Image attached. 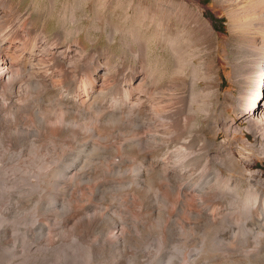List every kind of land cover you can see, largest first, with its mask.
<instances>
[{
  "label": "bare ground",
  "instance_id": "obj_1",
  "mask_svg": "<svg viewBox=\"0 0 264 264\" xmlns=\"http://www.w3.org/2000/svg\"><path fill=\"white\" fill-rule=\"evenodd\" d=\"M7 1L0 0L1 5H3V7L6 8L5 12H4L1 9L2 7H0V147H1V145H7V146H11V147L12 146H18L20 148L21 147L22 148L23 147H31V149L33 148L35 150V152H38V154H39L40 148H50L53 151V150L61 148V147L66 148L67 146H69L71 144H75L74 148H71L70 149L71 151L66 154L65 159L63 161H58L60 163H57L56 164L57 166H55V164L52 163V165L54 164L55 168H52L53 171L51 174V179H49L50 180L49 183H51V185H52L51 186L52 187V193H49V194H52V196L48 195V196H51V200H50L51 203L49 201L48 202L46 201V203H50L49 207L46 208V209H48L47 212L45 211V213H44L46 215L45 216L46 220H44V218H43V220H41L40 219L41 216L39 218V216H37L36 215L37 213L35 212L36 214H33L32 217L30 216L31 218L29 219V220H32V223H29V221H27V218H24V219L22 218L20 220L18 219V221H16L14 224L9 225L8 222H5V223L2 222L6 219L5 217L9 218L8 216H6L7 214L4 213L5 217H3V220H1V222L3 224L0 226V240L5 243L6 246H3V247H6V249H3V250L4 251L8 250V252L10 254L8 256L10 257L11 261L15 262L17 260V258H19V260H20V257L24 253L35 252V254H36L37 251L39 252V254H36L37 255L36 257L38 258V260H37V263H35V264H222L223 262H226L227 260H231L236 254L231 256L234 253L231 254V253L226 252L227 255H223L220 252L221 250L222 251L223 250H225V251L231 250V252H232V250H234V247H232L228 243L219 242V243H217V245H215L214 243H211V240H209V239H208V241H210V242H207V240H206V242L199 241V239H197L201 243H199V244L195 243L197 241L196 240L195 242L193 241L194 244L188 245L189 244V243L187 244L188 241H185L184 238L177 239L176 236H175L176 238H174V240L171 241V239L174 236L171 239H169L171 237L170 232L168 231V233H169L168 235L166 232H167V230L171 229V227H174L173 225L169 229H167L166 232H165L166 227H163V229L165 228L164 232L166 233V235L170 236L168 238L169 241H171L170 243L166 244L169 248L167 247L164 250V247L166 245L163 246L164 244L162 243L161 233L163 232V230L160 226H157V225L155 226V223H153L154 225L148 224V223L144 222V220L141 221V220H138V219H135L132 217H130L129 222H126V219H125V221H123V220H121V216L119 218L118 217L119 215L116 216L109 209L105 208L102 210V208H104V206L102 207V205L99 203L98 204L101 205L100 207L102 210L101 215H103V216L105 215L106 217H109V219L112 221V224H109L110 222L108 224L107 223L104 224L105 222L103 221L104 223H102L100 221L101 219L97 220L95 218V217H97V216H95L96 215L95 211H93L92 209L78 210V212L75 215L74 221L72 223H70V222H68L69 220H63L64 217L62 218V216H61L62 212H59L60 210L58 208H56V206H61V208L62 207L67 208L70 211V210H72V203L69 200L64 199V197L58 198L57 195L59 192H62L63 194H70L72 192V190L75 188H77V191H79V193L81 194L82 192H80L78 187L81 186L80 184H82L83 181L90 182V180H93V179L95 180V178H99L103 174L107 175V173L112 174L115 172H117V173L118 172H127L128 168H129L127 163L130 162V160L132 159V155L136 153V154L142 156L144 158V160L149 159L148 152L146 149H147L149 144L156 142L160 146V150H159L160 156L157 160H151V161L149 160L150 162L149 161L148 162H149L150 166L152 164V168L153 167H159L161 170L162 176L166 180H173L175 178L179 179V178L191 177V174L193 175L191 169H194V167H192L193 166L192 164H194V165L197 164L201 167V169H203V171L202 172L200 171L201 173H199L200 175L198 177L200 178V180L197 179L199 182L197 184L198 187L195 188L196 189L195 191H197L200 194L205 195V196L208 195L210 202L207 203L205 201V199H203L201 196V197L197 198L198 201L195 199L198 202V205H207V207L210 210H213L214 206H216V204H218L219 201H220L219 203H221V202L223 203L226 196L232 194L237 189V187L239 186V183H238L239 180H242V178H245V177H246L245 179L247 182L246 192L248 193L249 199L252 201L253 198L254 199H257L259 197L262 198V196H264V189L261 186V185H263V182H261L260 170L255 169V170L251 171L248 176H246L243 169H244V166L246 163H249V164L253 163V158H252L253 155H255V154L264 155V0H221V1H225L228 4L227 7L224 8L227 10V13H228V18H227L228 19L227 20L228 21V30L230 31V34L232 36H235V37L241 39V43L243 44V47H244L243 50L245 51L244 54H246V56L248 57V61H249L248 64H250L249 65L250 71H249V68L247 67L248 65L246 66V68H248L249 75L252 74V77L254 78V80L256 82V87L253 91L251 90L252 91L251 93L248 92V93H250V95L247 97V99H246V97H244L246 99V101L243 98L245 102L243 104H241V106H240L241 109L245 112V114H243L244 115L243 118H244V120L247 121V125L244 126L246 130H244L242 127H240V124L236 121V119L234 117H230L229 115H224V113L220 114V116H218L214 119L212 124H213V128H214L215 132L218 133L223 128V130H225V132H226L225 136L227 135V137H225L220 143H217L213 138L209 137L207 132L201 126V124L198 123L196 114L199 111L196 112L197 111L196 110L195 111L196 114H194L195 113L193 111L194 109L192 110V107L191 108L189 107V104H188L189 102L187 101V99L189 97L186 99L182 95L183 92L181 93V91H178V90L168 91V89H166V88H165V91L163 88V91L165 92V97L163 99V104H161L162 106H161V110H160L161 118H159V119H160L161 123L157 118H155L153 116L148 117V114H147L148 112H146L148 107L145 104V105H143V114H144L143 117L140 118V115H137L136 117L133 116L134 119L136 118L134 123H136V124L139 123V128H140V130L143 131L142 134L137 133L138 135L135 137H128L127 134L125 135V133L122 132L124 129L123 130L121 129L122 131L120 132L119 131L120 128H118V127L117 128L119 130H117V128L116 129L113 128V126L111 128V124L114 120L111 118V116H109V114L112 115V113H110V112L107 113L109 108L106 109L107 110L106 113L108 114V116L106 115V113L104 114L102 110H100V112L102 111V115L92 113V110L91 111L87 110V105H88L87 104L88 103L87 102V96L91 91H93V89L98 87V85L100 84V82L102 80V75L104 72L103 67H102L103 65H101L102 62L100 64V62H99L100 60L98 59L96 61L97 62L96 65L91 64L92 66L88 67L89 68L88 70H87V68L85 70V67H86L85 66V64H86L85 59L86 58L84 59L85 56L83 54H82L83 57L79 56V59L76 62L73 59L74 58L73 54L75 55L80 50L81 44H79V42H77V41L75 43L71 42V43H68L67 45L62 46V45L58 44L56 37L54 40H52V38H51V40H47L43 29L35 27L36 25L34 26L32 24L31 18L26 16V15L20 16V17L17 16V19L15 18V20H14L15 22L11 19L13 21V23H11L9 21L10 16L12 15L11 18H13L14 17L13 15H14L16 10H14L13 6H10V4L7 5ZM15 17H16V14H15ZM234 41L238 42L235 39H234ZM241 43H237V44L242 45ZM175 50H176V47H175ZM240 51H241V49H240ZM190 53L191 52H189V54ZM182 54L184 56V53H182ZM191 55H190V57H191ZM242 56H243V54H242ZM188 58H189V56H188ZM237 58H239V57H237ZM175 61H176V59H175ZM211 62L212 61L210 60L209 63H211ZM141 63L143 64L144 62L142 61ZM143 66H144V64H143ZM190 70H191V68H190ZM141 71H142V69H141ZM143 72H145V71H143ZM123 74H125V73H123ZM182 74H184V73H182ZM244 74H245V72H244ZM239 75H241V74H239ZM130 76H131V74H130ZM143 76H144V73H143ZM189 76H191V75H189ZM246 77H248V76H246ZM121 79H123V78H121ZM124 79H126V77ZM130 81H132V80H130ZM130 81H129V85H130ZM136 81H137V79H136ZM136 81H134V82H136ZM245 82H246V80H245ZM122 83H125V82H122ZM117 85H119V83L116 84V86ZM121 86H126V85H121ZM135 86H133V87H135ZM162 86H164V85H162ZM143 87H145V84ZM158 88H160V87H158ZM100 90H98V91H100ZM143 90H145V89H142V91ZM147 90H149V88ZM153 90H154V87H153ZM205 90H207V89H205ZM191 91L192 90H190V92ZM131 92H132V90H131ZM144 92H143V94H144ZM152 92L153 91H151V93ZM155 94H157V93H155ZM125 96H123L122 98H125ZM240 96L241 95H239V97ZM94 98H95V96H94ZM108 98H110V97H108ZM108 98H106V99L108 100ZM126 98H127V96H126ZM119 99L117 100L118 103L120 102ZM91 101H90V103H91ZM102 101H101V103H102ZM109 101H111V100L109 99ZM129 101H130V99H129ZM196 102H198V101H196ZM210 102H211V100H210ZM132 103L135 104V102H132ZM132 103H131V105L133 106ZM93 104H94V102H93ZM113 105H115V104H113ZM136 105H134V106H136ZM149 106H151V105L149 104ZM93 107H94V105H93ZM121 107L123 108V106H121ZM136 107H138V106H136ZM97 108L95 109V107H94L93 109H95V111H96V110H98ZM110 108L111 109H109V110L111 111L112 107H110ZM115 109H114V111H115ZM241 109H238V110L240 111ZM152 110L154 113L158 111V109L157 110L152 109ZM129 111H134V110H131V109L128 111L126 110V112H128V113H126V112L125 113L129 114L130 113ZM209 111L210 110H208V112ZM203 112H202V114H204ZM122 113L124 114V112H122ZM135 114H137V113H135ZM138 114H140V113H138ZM112 116H114V115H112ZM129 116H130V114H129ZM205 116H207V115H205ZM124 117H126V116L124 115ZM139 120H140V122H139ZM131 121H134V120H131ZM158 122L160 123V125H162L160 134L155 132V131H157ZM125 124L127 125V123H125ZM124 125H123V127H121V126L120 127L124 128ZM128 125H131V124L128 123ZM129 127L130 126H128V128ZM130 128H132V126ZM126 130H127V127H126ZM134 130H135L134 132H137L138 129L134 128ZM132 131L133 130H130L129 132H132ZM139 132H141V131H139ZM248 132H250V134H252L253 139L249 138V136L246 135ZM238 133H240L241 135L237 138L236 134H238ZM243 134H245L246 136ZM123 135H125V136H123ZM119 136H121V137H119ZM116 138H119V140H116ZM11 147H9V148H11ZM151 148H153V146ZM24 150H23V152H24ZM67 150L69 151V149H67ZM12 151L14 152V150H12ZM64 151H65V149H64ZM59 152L60 151L58 150L57 155H59ZM5 153H6V151H5ZM16 155H15V157H16ZM36 155L37 154H35V156ZM9 156H10V154H9ZM33 156H34V154H33ZM140 156H139V159H140ZM7 157H5L6 158L5 160H8V158H10L11 156L8 158ZM25 158H27V157H25ZM38 158H39V156H38ZM61 158H62V156H61ZM20 159L16 160V162L19 161ZM135 159H137V158H135ZM150 159H151V157H150ZM41 160H42V158H41ZM31 161H30V166L33 165V164H31ZM35 161H36V159H35ZM17 163H19V162H17ZM24 165H26V164H24ZM28 165H29V163H28ZM133 165H134V162H133ZM144 165H145V163H144ZM14 166H17V165L15 164ZM36 166H38V165H36ZM50 166H51V164H50ZM134 166H135L134 168H133V166H130V169L131 168L133 169L134 174L132 175V173H131V176L128 175V177H130L129 180L128 181L126 180L127 182H125L123 184H118V186L120 187V189H121V187H123L122 189H124L125 185L126 186L128 185V186H131L133 188L135 187L136 191L139 190L140 192L141 191H143V193L145 192V197H146L145 201L146 202L144 200H142V201H144L146 203V205L151 206V204H153L156 201L158 202V199L164 195V194L161 195L162 193L160 194V192H161L160 190H162V189L158 188L157 186L152 187L149 184L150 181H148L146 178L139 177L138 172L141 171L142 165H140L137 162V164ZM45 167H46V165H45ZM31 168H32V166H31ZM38 168H39V166H38ZM40 168H43V165H42V167L40 166ZM195 168H196V166H195ZM153 169H155V168H153ZM35 170H36V168H35ZM48 171H47V173H48ZM8 172H10V171L8 170ZM129 172H131V170ZM1 173H3V172H1ZM16 173H17V171H16ZM18 173H20V172H18ZM42 174L43 173L40 174V171H37V172H35L34 175L40 176ZM125 174H127V173H125ZM142 174H140V176H142ZM144 174H145V171H144ZM6 175H8V173ZM43 176H45V175H43ZM112 176H113V174H112ZM11 177H8L7 180H9V179L11 180ZM145 177H146V174H145ZM13 178H12V180H13ZM125 178L127 179V177H125ZM21 179L23 180V178H21ZM21 179H18V180H21ZM31 179H34V178H32V176H31ZM46 180H48V179L46 178ZM3 181H0V182H3ZM107 181H109V179ZM153 181H151V182H153ZM10 182L12 183V181H10ZM23 182H25V181H23ZM184 182H186V181H184ZM13 183H15V182H13ZM17 183H19V182L17 181ZM31 184H32V181H31ZM31 184H29V185H31ZM96 184H97V182H96ZM108 185L109 184H107V186ZM41 186H42V183H41ZM45 186H47V185H45ZM86 186H87V184H86ZM92 186H90V187H92ZM97 186H95V187L93 186V190L95 188H97ZM165 186H168V184H165ZM2 187H3L2 191L5 190L4 186H2ZM25 187H23V188H25ZM112 187H114V186H112ZM40 188L41 187H39V189ZM103 188H106V187H103ZM128 188L129 187H127V189ZM133 188H131V189H133ZM109 189L112 191V189L110 187H109ZM120 189H118V190H120ZM122 189H121V192H122ZM169 189L171 192V190H173V187L169 186ZM193 189H194V187H193ZM9 190H10V188H9ZM13 190H14V188H13ZM26 190H28L27 187H26ZM118 190H116V191H118ZM188 190H189V187L184 189L183 193H188ZM17 191L20 193L18 188H17ZM77 191H75V193ZM94 191H98V190H94ZM139 191H138V193H139ZM18 192H16V194ZM42 192H44V191H42ZM47 192H49V191H47ZM246 192L244 191V193H246ZM109 193L112 194L111 192H109ZM151 193H153V195H151ZM22 195H21V197H22ZM85 195H86V193H85ZM5 196H6V194H5ZM31 196H32V194H31ZM36 196H38V195H36ZM77 196H79V195H77ZM107 196H109V195H107ZM126 196H127V194H126ZM27 197H28V195H27ZM93 197H94V195H93ZM103 197L104 196H102V198ZM16 198L18 199L19 195L18 196L15 195V199ZM25 198H26V196H25ZM162 198H161V200H162ZM9 199L11 200V197ZM34 199H33V201H34ZM91 199H93V198H91ZM109 199H111L110 196H109ZM117 199L118 198H116V200ZM126 199H128V198H126ZM178 199H180V198H178ZM243 199L246 200V198H243ZM262 199H264V198H262ZM0 200L2 201V198H0ZM7 200H8V198H7ZM112 200H114V199L112 198ZM116 200H115V202H116ZM138 200H140V199H138ZM23 201L24 200H22L21 202H23ZM128 201H130V199ZM234 201H236V200H234ZM5 202H3V203H5ZM28 202L30 203V201H28ZM176 202H177L176 205L179 206L180 209H182V205H181L182 203L180 202V200H177ZM10 203L11 202H9V204ZM17 203H19V202H17ZM162 203H163V200H162ZM247 203H248V201H247ZM25 204H27V203H25ZM33 204H35V203H33ZM93 204H95V203H93ZM160 204H161V202H160ZM230 204H231V201H230ZM253 204H254V202H253ZM242 205H244V204H242ZM247 205L249 206V204H247ZM1 206H0V208L2 209L3 206L2 207ZM8 206H11V205H8ZM84 206H85V204H84ZM130 206H132V205H130ZM141 206H143V205L141 204ZM141 206H140V208H141ZM161 206H162V204H161ZM246 206L244 208H246ZM143 207H146V206L144 205ZM163 207H165V206H162V208ZM207 207H206V209H207ZM33 208H32V210H33ZM121 208H119V209H121ZM152 208H154V207H152ZM10 209H12V208H10ZM157 209H158L157 214H159L160 211L162 212V209H160V207L159 208L157 207ZM237 209H239V208H237ZM23 210H25V209H23ZM94 210H97V209L94 208ZM163 210H164V208H163ZM175 210L173 213L176 212ZM177 210H178V208H177ZM244 210H246V209H244ZM257 210H258V208H257ZM35 211H37V210H35ZM98 211H99V209H98ZM122 211H123V209H122ZM5 212H7V211H5ZM16 212H17V210H16ZM16 212H15V215H18L19 213L17 212L18 213L17 214ZM261 212H259V213H261ZM33 213H34V211H33ZM30 214L31 213H29V215ZM144 214H146V213H144ZM175 214H177V213H175ZM10 215H12V214H10ZM190 215L188 214V216H190ZM27 216L24 215V217H27ZM131 216H133V215H131ZM160 216H161V214H160ZM199 216H200V214H199ZM245 216H246V212H245ZM259 216H260V214H259ZM20 217L21 216L19 215V218ZM69 217H71V216L69 215ZM69 217H67V218H69ZM98 217H100V215ZM16 218H18V217L16 216ZM189 218H193V217H189ZM151 219H153V218H151ZM156 219H157V217H156ZM169 219H170V217H169ZM242 219H241V221H242ZM6 220L8 221L10 219H6ZM11 220H12V218H11ZM159 220L160 219L158 218L157 221H159ZM160 221H162V220H160ZM151 222H152V220H151ZM171 223L174 224L175 222L170 221V225H171ZM213 223L215 224V221H213ZM208 224H209V222H208ZM199 225H201V224H199ZM166 226H168V225H166ZM242 226L243 225L241 224V227ZM209 229H211V228H209ZM173 232L177 233L178 235L187 234V233H190V227L183 225V224L175 225ZM173 232L171 231V233H173ZM224 232L226 233V230H224ZM224 232L222 234L225 237ZM193 233H195V232L193 231ZM199 233H200V231H199ZM210 233H212V231ZM239 233H241V232H239ZM220 234H218V237H220V236L222 237V234L221 235ZM246 234H249L248 231L246 232ZM186 236H188V235H186ZM210 236L211 235H209L208 237H210ZM149 237H152L153 239L151 238V240H150ZM258 237L260 238V236H258ZM202 238H203V236H202ZM250 238H249V240H250ZM259 238L257 240H259ZM141 239H144V240L140 242ZM189 239H192V238H190V235H189ZM212 239H214V238H212ZM221 240L223 241L222 238H221ZM251 240H252V238H251ZM254 240L256 241L255 238H254ZM260 240H262V239H260ZM138 241H139V243H145L146 248L144 250H143V248H141L142 246H140V249H142V250H135L134 249V247H135L134 245H136ZM245 241H247V239ZM190 242H192V241L190 240ZM258 242H260V243H262V245H264L263 244L264 241L263 242L258 241ZM239 243L236 242V245ZM256 243L257 242H255V244ZM251 244H252V242H251ZM245 245H248V244L246 243ZM245 245H243V247ZM0 246H1V244H0ZM257 247H259V243H258ZM257 247L255 249L258 250L259 248H257ZM260 247H261V244H260ZM240 248H241V246H240ZM237 249H238V247H237ZM260 249H263V248H260ZM4 251H2L3 252L2 254H4ZM255 252H257V251H255ZM228 254H231V255H228ZM159 255L160 256L162 255V256L159 257ZM250 255H252V254H250ZM250 255H248V256H250ZM258 255L259 254L257 253V256ZM31 256H33V255H31ZM9 257H8V259H9ZM253 257H255V256H253ZM253 257H251V258L253 259ZM5 258H4V260H5ZM251 258L249 259L250 261H251ZM2 260H1V262H2ZM7 260H5V261H7ZM11 261L9 263L13 264V262H11ZM23 261H25V259ZM107 262H109V263H107ZM255 262H253V263L255 264ZM242 263L240 261V264H242ZM247 263H249V262H247ZM256 263H258V262H256ZM16 264H17V262H16Z\"/></svg>",
  "mask_w": 264,
  "mask_h": 264
},
{
  "label": "rangeland",
  "instance_id": "obj_2",
  "mask_svg": "<svg viewBox=\"0 0 264 264\" xmlns=\"http://www.w3.org/2000/svg\"><path fill=\"white\" fill-rule=\"evenodd\" d=\"M4 1H7V0H4ZM9 4H10V6H13L14 10H16L14 15H13L14 17L11 18L12 15L10 16L9 21L11 23H13L15 18L17 19V16L20 17V16L26 15V16L31 18L32 24L34 26L36 25L35 27L43 29L47 40H51V38H52V40H54L56 37L58 44L62 45V46L67 45L68 43H71V42L72 43H75L76 41L79 42V44H81L80 50L75 55L73 54V57H74L73 59L76 62L79 59V56L83 57V55H84L85 56L84 59L86 58L85 59V63H86L85 64V66H86L85 70H86V68L88 70L89 69L88 67H90L92 65H96L97 64L96 61L98 59L100 60L99 61L100 64L102 62L101 65H103L102 67L104 70V72H103L104 76L102 75V80H101L100 84L98 85V87L93 89V91L90 92L91 94L90 93L88 94V96H87V102H88L87 103L88 104L87 110L88 111L92 110V113L102 115V111L105 114L107 112L106 109L107 108L111 109L110 107H112V110L110 111L108 109V112H107V113L110 112V113H112V115H114V116H112L109 114V116H111V118L114 120L111 124V128H112V126L115 129L118 127V128H120V130L118 128H117V130H119L120 132L124 129L122 132L125 133V135L127 134L128 137H135L138 134H142L143 131L140 130L139 123L138 124L134 123L136 120V118L134 119V117H136L137 115H140V118L143 117V115H144L143 114V105H145V104L148 107V109L146 111V112H148L147 113L148 117L153 116L160 121L159 118H161V116H160V110H161V106H162L161 104H163V99L165 97L164 91L166 88V89H168V91L178 90V91H181V93L183 92L182 95L186 99L189 97L187 99V101L189 102L188 103L189 107L190 108L192 107V110L194 109L193 110L194 112L196 110H197L196 112H198V111L200 112V113L198 112L197 114H196V112L194 113L197 115L198 123L201 124V126L207 132L208 136L213 138L217 143H220L225 137H227V135L225 136L226 132H225V130H223V128L218 133H216L214 128H213V124H212L214 119L216 117L220 116V114H222V113H224V115H229L230 117H234L236 119V121L240 124V127H242L244 130H246L244 126L247 125V121L244 120V118H243L244 117L243 114H245V112L241 109L240 106H241V104H243L246 101L247 97L255 89L256 82H255L254 78L252 77V74H250L251 75L250 76L248 73V68L250 71V66H249L250 64H248L249 63L248 57L246 56V54H244L245 51L243 50L244 47H243V44L241 43V39L237 38L235 36H232L230 34V31L228 30V21H227L228 20L227 19L228 13H227V10L224 9L227 7L228 4L225 1H221V0H8L7 5H9ZM0 7H2L1 9L5 12L6 8H4L3 5H1V3H0ZM15 14H16V17H15ZM234 39L237 40L238 42L234 41ZM237 43H241L242 45H240V44L238 45ZM175 47H176V50H175ZM240 49H241V51H240ZM189 52H191V53L189 54ZM182 53H184V56ZM242 54H243V56H242ZM190 55H191V57H190ZM188 56H189V58H188ZM237 57H239V58H237ZM175 59H176V61H175ZM210 60L212 61L211 63H209ZM142 61L144 62L143 63L144 66L141 63ZM246 66L248 68H246ZM190 68H191V70H190ZM141 69H142V71H141ZM143 71H145V72H143ZM244 72H245V74H244ZM123 73H125V74H123ZM143 73H144V76H143ZM182 73H184V74H182ZM130 74H131V76H130ZM239 74H241V75H239ZM189 75H191V76H189ZM245 75L248 77L250 76V77L248 78ZM125 77H126V79H124ZM121 78H123V79H121ZM136 79H137V81H136ZM130 80H132V81H130ZM245 80H246V82H245ZM121 81L125 82V83H122ZM129 81H130V85H129ZM134 81H136L137 83ZM118 83H119V85L116 86V84H118ZM144 84H145V87H143ZM121 85H126V86H121ZM162 85H164V86H162ZM131 86L132 87L135 86V87L132 88ZM152 86L154 87V90H153ZM158 87H160L162 90ZM148 88H149V90H147ZM163 88H164V91H163ZM142 89H145V90L142 91ZM189 89L192 91L190 92ZM205 89H207V90H205ZM98 90H100V91H98ZM131 90H132V92H131ZM151 91H153L154 93L153 92L151 93ZM143 92L145 95L143 94ZM248 92H250V93H248ZM155 93H157V94H155ZM124 94L127 96V98ZM239 95H241V96L239 97ZM94 96H95V98H94ZM123 96H125V98H122ZM105 97L106 98L110 97V98H108V100H107ZM244 97H246V99ZM243 98L245 99V101ZM90 99L91 100L93 99L92 101L94 102V104ZM109 99L111 101H109ZM118 99L120 101L119 103L117 101ZM129 99H130V101H129ZM210 100H211V102H210ZM90 101H91V103H90ZM101 101H102V103H101ZM196 101H198V102H196ZM132 102H135V104ZM112 103L115 105H113ZM131 103L133 104V106L131 105ZM149 104L152 107L149 106ZM93 105H94L95 109L98 107L97 109L99 111L98 110L95 111V109H93L94 108ZM134 105L138 106L139 108L134 106ZM121 106H123V108ZM129 108L131 110H134V111H129L130 116H129V114H126V113H128V112H126V110L127 111L130 110ZM114 109H115V111H114ZM152 109H155V110L158 109L159 112L157 111L154 113ZM238 109H241V110L239 111ZM100 110H102V111L100 112ZM208 110H210V111L208 112ZM122 112H124V114ZM202 112L204 114H202ZM107 113H106V115L108 116ZM135 113H137V114H135ZM138 113H140V114H138ZM124 115L126 117H124ZM205 115H207V116H205ZM131 120H134V121H131ZM139 122H140V120H139ZM125 123H127V125H128V123H130L131 125H128V126H130V127L132 126V128L134 127L135 129H138L137 132H134L135 131L134 128L132 129L129 127L130 128L129 129ZM160 123H161V121H160ZM160 123L158 122L157 131H155L158 134L161 133V128H162V125H160ZM123 125H124V128H121V127H123ZM126 127H127V130H126ZM130 130H133L132 132L134 134L132 132H129ZM139 131H141V132H139ZM125 135H123V136H125ZM240 135H241L240 133L236 134L237 138ZM243 135H245V134H243ZM246 135L249 136V138L253 139V136H252V134H250V132H248ZM119 137H121V136H119ZM116 140H119V138H116ZM74 145L75 144H71V145L67 146L66 148L61 147V148L55 149L53 151L50 148H40V150H39L40 155L38 154V152H35V150L33 148L31 149V147H23V148L21 147L20 148L18 146H12L11 147V146H7V145H1V147H0V154H1L0 155V181H3V180L4 181L0 182V196H1L0 198H2V201L0 200V206L3 204L2 206L3 207L5 206V207L3 208L1 206L2 209L0 208V218L2 217L0 219V226L5 222H8L9 225H12L16 221H18V219L20 220L22 218L23 219L27 218V221H29V223H32V220H29V219L32 217L33 214H36V213H37L36 215L39 216V218L41 216V218H40L41 220H43V218H44V220H46V217H45L46 215L44 213H45V211L47 212V210H48L46 208L49 207V204L51 203V201H50L51 196H52V194H49V193H52V187H51L52 185H51V183H49L50 182L49 179H51V174L53 171L52 168H55V166H57L56 164L60 163L58 161H63L65 159L66 154L71 151L70 150L71 148H74ZM150 146L151 147L153 146V148H151ZM9 147H11V148H9ZM64 149H65V151H64ZM67 149H69V151ZM12 150H14V152ZM23 150H24V152H23ZM58 150L60 151L59 155H57ZM146 150L148 152L149 159L144 160V158L142 156H140L136 153L133 154L132 159L130 158L132 161L130 160V162L127 163L129 166L127 172H118V173L115 172V173H112L113 176L111 173H107V175L103 174L99 178H95V180L94 179L90 180V182L83 181L84 183L82 182V184H80L81 186L78 187L80 192H82L83 194L82 193L80 194L79 191H77V188L73 189L70 194H63L62 192H59L57 195L58 198L64 197V199H67L72 203V210H70V211L67 208H63V207L61 208V206H56V208H58L60 210L59 212H62L61 216H62V218L64 217L63 220H69L68 222L72 223L74 221L75 215L78 212V210L92 209L93 211H95V214H96L95 216H97L95 218L97 220L101 219L100 221L102 223L105 222L104 224H106V223L108 224L109 222H110L109 224H112V221L109 219V217H106L105 215L104 216L101 215V211L106 208V209H109L111 212H113L116 216L119 215L118 216L119 218L121 216V220H123V221H125V219H126V222H129L130 217H132V218H135V219H138L141 221L144 220V222H146L148 224L155 223V226L156 225L160 226L163 230V232L161 233L162 243L164 244L163 246H165L166 244L173 241L174 238H176V237H177V239L184 238L185 241H188L187 242V244L189 243L188 245L194 244V242L197 239H199V241L206 242V240H207V242H210V241H208V239H209V240H211V243H214L215 245H217V243L221 242V243H228L229 245L234 247V250H232V252H231V250L230 251H225V250L220 251L223 255H227V253H231V254L234 253L232 255L228 254V255L233 256L236 254L231 260H227L226 262H223L222 264H224V263L225 264H228V263L229 264H234V263L240 264V261H241V263L243 262L242 264H254L253 262H255V261L258 262V263L255 262V264H261V263L264 264V259H263L264 258L263 257L264 256V253H263L264 252L263 251L264 245H262V243L258 242V241H262V242L264 241V199H262V198H264V196H262V198L259 197L260 199L259 198H257V199L253 198L252 201L249 199L248 193L246 192V189H247V182L245 179L246 177L242 178V180H239V182H238L239 186L237 187V189L232 194L226 196L223 203L222 202L219 203L220 202L219 201L218 204H216V206H214L213 210H210L207 207V205H198V202H197L198 201L197 198H199L201 196L203 199H205V201L207 203L210 202L208 195L205 196V195H202L199 192L195 191L196 190L195 188L198 187L197 186V184L199 182L198 180H200V178L198 177L200 175L199 173H201L203 171V169H201V167L199 165H197L196 163H195L196 165L192 164L193 165L192 167H194V169H191V171L193 173V175L191 174V177H185V178H179V179L175 178L173 180H166L162 176V173H161V170L159 167H153V168H155V169H153L152 164H151V166L149 164V162L151 160H157L159 158V156H160L159 144L156 142H153L152 144L148 145ZM5 151H6V153H5ZM8 153L10 154L11 157L9 156ZM33 154H34V156H33ZM35 154H37V155L35 156ZM6 155L10 158H8ZM15 155H16V157H15ZM38 156H39V158H38ZM61 156H62V158H61ZM139 156H140V159H139ZM5 157H7L9 161L5 160L6 159ZM25 157H27V158H25ZM150 157H151V159H150ZM34 158L36 159V161ZM41 158H42V160H41ZM135 158H137L138 160ZM252 158H253L252 164H249V163L245 164L244 169H243L244 173L246 176H248L251 171H253L255 169L260 170L261 182H263V185H261V186L264 189V155L255 154L252 156ZM18 159H20L19 161H17L19 163L16 162V160H18ZM30 161H31V164H33V165H31L32 168L30 166ZM133 162H134V165H136L137 162L140 165H142L141 171L138 172L139 177L146 178L150 182L154 180L153 182H151L152 184L150 182H149V184L152 187L157 186L158 188L162 189V190H160L161 191L160 194L162 193L161 195H163V194L164 195L161 197L159 196L160 200L158 199V202L157 201L154 202L155 204L153 203V204H151V206L146 205V203H145L146 202L145 201L146 200L145 192L143 193V191L140 192L138 190L139 191V193H138V191L135 190V187L133 188V187L128 186V185L127 186L125 185L124 189H122L123 187H121V189H122V192H121V189L118 186V184H123L129 180L130 177H128V175L131 176V173H132V175L134 174L133 169L132 168L130 169V166H133V168L135 167L133 165ZM28 163H29V165H28ZM52 163H54L55 166H54V164L52 165ZM144 163H145V165H144ZM15 164L17 166H14ZM24 164H26V165H24ZM50 164H51V166H50ZM36 165H38L39 168ZM42 165H43V168H40V166L42 167ZM45 165H46V167H45ZM195 166H196V168H195ZM35 168L37 171H40V174L41 173H43V174L40 176H35L34 174H35V172H37L35 170ZM8 170L10 172H8ZM130 170H131V172H129ZM143 170L145 171L146 177H145ZM16 171H17V173L18 172H20V173L17 174ZM47 171H48V173H47ZM1 172H3V173H1ZM7 173H8V175H6ZM125 173H127V174H125ZM139 173L140 174L143 173L142 176H140ZM43 175H45V176H43ZM31 176L34 179H31ZM8 177H11V180L10 179L7 180ZM125 177H127V179ZM12 178H13V180H12ZM21 178H23V180ZM46 178L48 180H46ZM18 179H21V180H18ZM108 179H109V181H107ZM10 181H12V183ZM17 181L19 183H17ZM23 181H25V182H23ZM31 181H32V184H31ZM184 181H186V182H184ZM13 182H15V183H13ZM96 182H97V184H96ZM41 183H42V186H41ZM29 184H31V185H29ZM86 184H87V186H86ZM107 184H109V185L107 186ZM165 184H168V186H165ZM45 185H47V186H45ZM92 185L94 187L98 185L97 188L94 189V190H98V191H94ZM2 186H4V189L6 191L5 190L2 191V189H3ZM25 186L28 188L29 191L26 190ZM90 186H92V187H90ZM112 186H114L115 188ZM169 186L173 187V190H171V192H170ZM23 187H25V188H23ZM39 187H41V188L39 189ZM103 187H106V188H103ZM109 187L112 189V191L109 189ZM127 187H129L130 189L129 188L127 189ZM185 187L186 188L189 187L188 193H183L184 189H186ZM193 187H194V189H193ZM9 188H10V190H9ZM13 188H14V190H13ZM17 188L20 191V193L17 191ZM131 188H133V189H131ZM118 189H120V190H118ZM116 190H118V191H116ZM42 191H44V192H42ZM47 191H49V192H47ZM75 191H77V192L75 193ZM244 191L246 193H244ZM16 192H18V193L16 194ZM109 192H111L112 194H110ZM30 193L32 194V196ZM85 193H86V195H85ZM103 193L104 194L106 193V194L104 195ZM5 194H6V196H5ZM92 194L94 195V197ZM126 194H127V196H126ZM15 195H17V196L19 195V198L18 199L16 198L17 200L15 199ZM21 195H22V197H21ZM27 195H28V197H27ZM36 195H38V196H36ZM48 195H51V196H48ZM77 195H79V196H77ZM107 195H109L111 199H109V196H107ZM151 195H153V193H151ZM25 196H26V198H25ZM102 196H104V197L102 198ZM10 197H11V200L9 199ZM115 197L118 199L116 200ZM7 198H8V200H7ZM91 198H93V199H91ZM112 198L114 200H112ZM126 198H128V199H126ZM161 198L163 200V203H162ZM178 198H180V199H178ZM243 198H246V200ZM19 199L21 201L22 200H24V201L21 202ZM33 199H34V201H33ZM129 199H130V201H128ZM138 199H140V200H138ZM115 200H116V202H115ZM142 200H144L145 202ZM177 200H180V202L182 203L181 204L182 209H180L179 206L176 205ZM234 200H236V201H234ZM8 201L11 203L9 204ZM28 201H30L31 204ZM46 201L47 202L49 201L50 203H46ZM159 201L161 202L162 206H165V207H163L164 210H163ZM230 201H231V204H230ZM247 201H248V203H247ZM3 202H5V203H3ZM17 202H19V203H17ZM92 202L95 204H93ZM253 202H254V204H253ZM25 203H27L28 205ZM33 203H35V204H33ZM98 203L101 204L102 207L104 206V208H102V210L100 207L101 205H99ZM140 203L143 206L145 205L147 208L141 206ZM15 204L16 205L18 204V205L16 206ZM84 204H85V206H84ZM242 204H244V205H242ZM247 204H249L250 207ZM8 205H11V206H8ZM130 205H132V206H130ZM32 206L33 207L35 206V207L33 208ZM140 206H141V208H140ZM245 206H246V208H244ZM152 207H154V208H152ZM157 207L158 208L160 207V209H162V212L160 211L159 214H157L158 213ZM206 207H207V209H206ZM10 208H12V209H10ZM32 208H33V210H32ZM94 208L97 210H94ZM119 208H121V209H119ZM177 208H178V210H177ZM237 208H239V209H237ZM257 208H258V210H257ZM23 209H25V210H23ZM34 209L37 211H35ZM98 209H99V211H98ZM122 209H123V211H122ZM244 209H246V210H244ZM16 210L19 214L16 212ZM174 210L176 211L175 213H177V214L173 213ZM243 210L246 212L247 217L245 216V212ZM5 211H7V212H5ZM33 211H34V213H33ZM15 212L18 215H15ZM259 212H261V213H259ZM4 213L7 214L6 216H8L9 218L5 217ZM29 213H31V214L29 215ZM144 213H146V214H144ZM10 214H12V215H10ZM160 214H161V216H160ZM188 214L189 215L191 214V215L188 216ZM199 214H200V216H199ZM259 214H260V216H259ZM19 215L21 216L20 218H19ZM24 215H26V216L28 215V216L24 217ZM69 215L71 217H69ZM99 215H100V217H98ZM131 215H133V216H131ZM16 216L18 218H16ZM3 217H5L6 219H10V220L7 221L4 218L6 221L4 220V221H2L3 222L2 223L1 220H3ZM10 217L12 218V220ZM67 217H69V218H67ZM156 217H157V219H156ZM169 217H170V219H169ZM189 217H193V218H189ZM151 218H153V219H151ZM158 218L162 221H160V220L157 221ZM241 219H242V221H241ZM151 220H152V222H151ZM170 221L171 222L174 221L175 225L183 224V225L190 227V233L178 235L177 233L173 232L175 225L173 223H171V225H170ZM213 221H215V224L213 223ZM208 222H209V224H208ZM199 224H201V225H199ZM241 224L244 227L243 226L241 227ZM166 225H168V226H166ZM172 225L174 227H171ZM163 227H166V229L164 228L165 232L167 229H169L171 227V229L167 230V232H166L168 235L169 234L168 231H169L171 237L166 235ZM209 228H211V229L213 228V229L211 230ZM224 230H226V233L224 232ZM246 230L248 231L249 234H246V232H247ZM171 231L173 233H171ZM193 231L195 233H193ZM199 231H200V233H199ZM209 231L210 232L212 231V233H210ZM223 232L225 234V237L222 234ZM239 232H241V233H239ZM220 233L222 234V237L221 236L218 237V234H220ZM186 235H188V236H186ZM189 235H190V238H192V239H189ZM209 235H211V236L208 237ZM202 236H203V238H202ZM258 236H260V238ZM250 237L252 238V240L254 242L251 240ZM151 238L152 237H149L150 240H151ZM166 238L167 239L172 238V239H171V241H169V239L167 240ZM212 238H214V239L216 238V239L214 240ZM221 238L223 239V241L221 240ZM249 238H250V240H249ZM254 238L256 239V241L254 240ZM258 238H259V240H257ZM144 239H141L140 242L143 241ZM246 239H247V241H245ZM260 239H262V240H260ZM190 240L192 242H190ZM199 241L197 240L195 243H198V244L201 243ZM236 242H238V243L240 242V243L236 245ZM251 242H252V244H251ZM255 242H257V243L255 244ZM241 243L243 245H245L247 243L248 245H245L243 247V245ZM258 243H259V247H257ZM0 244H1V246H0V249H1L0 250V264H11V263H9L11 261V259L8 256V255H10L8 250H5V251L3 250V249H6V247H3V246H6L5 243L0 240ZM260 244H261V247H260ZM134 246L133 247L135 250H142V249H140V246H142L141 248H143V250L146 248L145 243H139V241ZM240 246H241V248H240ZM255 246L259 249L260 248H263V249L257 250V249H255L256 248ZM167 247L168 246L166 245L164 247V250ZM237 247H238V249H237ZM2 251H4V254H2L3 253ZM255 251H257V252H255ZM257 253L259 254L258 256H257ZM36 254H39V252L37 251ZM36 254H35V252L24 253L20 257V260L22 259L21 261L19 260V258H17V260L15 262L14 261H11V262H13V264H16V262H17V264L18 263L19 264H35V263H37V260H38V258L36 257L37 256ZM250 254H252V255H250ZM31 255H33V256H31ZM248 255H250V256H248ZM2 256L4 258L6 257L5 260H7L8 257H9V259L7 261H5ZM161 256L159 255V257H161ZM253 256H255V257H253ZM251 257H253V259L254 260L256 259V260L254 261ZM250 258H251V261L249 260ZM24 259H25V261H23ZM1 260H2V262H1ZM247 262H249V263H247ZM107 263H109V262H107Z\"/></svg>",
  "mask_w": 264,
  "mask_h": 264
}]
</instances>
